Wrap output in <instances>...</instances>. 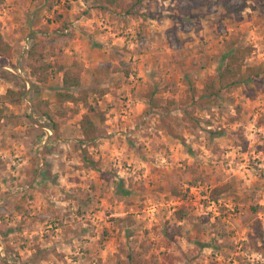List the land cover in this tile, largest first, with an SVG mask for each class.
Wrapping results in <instances>:
<instances>
[{"label":"rangeland","instance_id":"rangeland-1","mask_svg":"<svg viewBox=\"0 0 264 264\" xmlns=\"http://www.w3.org/2000/svg\"><path fill=\"white\" fill-rule=\"evenodd\" d=\"M124 1L129 16L90 0H0L13 48L0 58V264H264V77L222 92L194 122L180 104L234 49L250 50L245 66L264 63V0ZM35 43L42 85L28 66ZM73 61L105 113L88 148L97 171L76 148L85 109L60 118L54 105L57 67ZM149 90L175 100L177 138L157 130L159 111L143 114Z\"/></svg>","mask_w":264,"mask_h":264},{"label":"trees","instance_id":"trees-1","mask_svg":"<svg viewBox=\"0 0 264 264\" xmlns=\"http://www.w3.org/2000/svg\"><path fill=\"white\" fill-rule=\"evenodd\" d=\"M92 9L99 12L111 11L115 14H123L129 16L132 14V6L127 4L124 0H90ZM45 46L43 43L32 44L28 52V64L30 68V75L34 78L37 84H45L48 79L49 66L43 65L44 60L43 51ZM250 50L247 48H237L230 51L226 55V62L224 66L219 69L217 76H208L203 82V88L200 94H198L194 85L188 87V91L184 92V101L180 104L183 106H189V111L186 115L189 117V121H195L194 112L204 110L205 108L212 107L217 104L222 98V92H228L234 88L240 86L243 82H249L252 79L264 77V63L256 66H245V58L249 54ZM13 56L12 46L5 40L4 36L0 32V58H11ZM72 67L65 70H57L62 72L61 78V90L55 93L54 105L57 108V115L60 118H64L69 113L78 115L80 108H84L85 112L81 115L79 120L80 136L78 141V148L81 151V160L85 168L97 171L99 169V162L96 161L88 151L90 146L96 144L98 139V126L104 122L105 113L100 110L96 105L93 106L88 101L89 92L82 89L81 71L80 69H74L76 67L75 61L71 63ZM127 75V72L125 73ZM78 91L74 93L73 91ZM103 94V93H100ZM22 96L21 92L7 90L3 96L7 100H19ZM143 98L147 101V108L143 114H148L151 111H159L161 114L160 122H158L157 130L162 132L165 136L177 138L175 131L176 120L169 114L172 112L176 105L173 99H164L156 97L153 90H149L143 94ZM71 105L72 107H69ZM43 117L52 123L54 131L57 132L58 125L53 123V120L49 113L42 112ZM4 118V108L0 106V121ZM194 126L196 122L193 123ZM246 143H244V146ZM227 189V186L218 187L213 190V195H222ZM174 191H172V194ZM213 198V197H212ZM210 199L211 200H216ZM174 217L177 221H184L188 215L185 211L178 210L174 212ZM126 226L130 225L128 218L118 219V222L124 223ZM251 229H254L256 234L261 237L263 226L258 220L254 221Z\"/></svg>","mask_w":264,"mask_h":264},{"label":"crops","instance_id":"crops-1","mask_svg":"<svg viewBox=\"0 0 264 264\" xmlns=\"http://www.w3.org/2000/svg\"><path fill=\"white\" fill-rule=\"evenodd\" d=\"M179 222H181V221H179Z\"/></svg>","mask_w":264,"mask_h":264}]
</instances>
